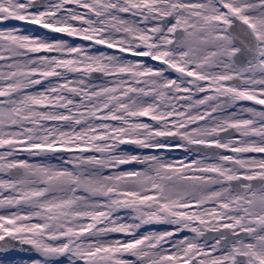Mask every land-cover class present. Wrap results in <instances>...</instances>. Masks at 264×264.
I'll use <instances>...</instances> for the list:
<instances>
[{
  "label": "snow or ice",
  "instance_id": "snow-or-ice-1",
  "mask_svg": "<svg viewBox=\"0 0 264 264\" xmlns=\"http://www.w3.org/2000/svg\"><path fill=\"white\" fill-rule=\"evenodd\" d=\"M0 264H264V0H0Z\"/></svg>",
  "mask_w": 264,
  "mask_h": 264
},
{
  "label": "rangeland",
  "instance_id": "rangeland-1",
  "mask_svg": "<svg viewBox=\"0 0 264 264\" xmlns=\"http://www.w3.org/2000/svg\"><path fill=\"white\" fill-rule=\"evenodd\" d=\"M30 27H35V26H30ZM15 256V258H17V259H27V256H24V255H21V254H16V255H14Z\"/></svg>",
  "mask_w": 264,
  "mask_h": 264
},
{
  "label": "water",
  "instance_id": "water-1",
  "mask_svg": "<svg viewBox=\"0 0 264 264\" xmlns=\"http://www.w3.org/2000/svg\"><path fill=\"white\" fill-rule=\"evenodd\" d=\"M16 254H22V255H25V254H23V253H16Z\"/></svg>",
  "mask_w": 264,
  "mask_h": 264
}]
</instances>
